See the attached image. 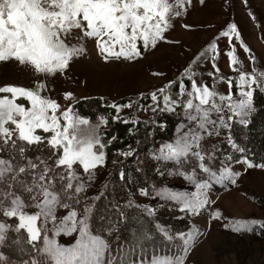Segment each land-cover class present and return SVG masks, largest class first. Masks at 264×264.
<instances>
[{"label":"rangeland","instance_id":"rangeland-1","mask_svg":"<svg viewBox=\"0 0 264 264\" xmlns=\"http://www.w3.org/2000/svg\"><path fill=\"white\" fill-rule=\"evenodd\" d=\"M169 3L173 5L174 11L170 14L171 26L165 36L172 43L158 42L155 48L144 50L141 42H138L141 57L137 59L126 61L121 57L119 60L106 62L100 54L98 44L101 41L98 38L86 36V29H72L65 43L69 46H83L85 52L74 56L68 68L63 71L40 73L32 65L20 64L14 58L0 61V88H25L37 91L42 98L57 102L60 107L55 111L49 109L48 116L58 117L61 130L68 123L63 113L71 109L74 126L69 129V135L70 138L74 137V144L79 146L89 141L94 143L97 138L102 143L101 133L106 128L110 115L108 110V114L99 115L98 119L93 120L81 114L74 107V103L80 98H107L108 101L104 102L107 108H112L113 103H131L130 108H121L119 113L116 111L115 117L118 115L119 119L132 121L135 117L155 120V111L161 106L165 108L164 96H168L170 101H176L177 104L172 105L174 111L166 112L178 120L171 138L158 140L149 150L138 155L135 165H128L132 170L129 168V172L132 173L134 166L139 167L142 178L140 182L130 179L131 186L123 189L119 201L111 190L112 186L110 187L111 176L115 174L112 168L114 165L104 163L84 172L82 165L77 162L72 169L75 172V178L71 180L73 188L63 190L69 182V170L65 166L58 167L55 163L63 151V144L59 150L48 144L55 133L36 129L34 134L41 136L42 142L29 144L18 138L16 125L9 121L4 127L15 134L9 137L0 135V159L8 160L14 166H23L26 172L18 178L23 184L17 183L11 188L7 183L0 184V193L15 194L0 195L2 207L7 210L12 207V199L19 197L24 205L22 211L26 215L40 213L41 209L35 207V204L42 203L44 197L41 195L37 201H32L30 197L35 193L30 194L24 189L26 185L39 184V176L47 166L50 169L47 173L48 180L54 182L47 190L60 201L55 206L56 227L61 226V218L69 211L75 209L80 219L82 209L85 206L92 207L88 221L89 235H100L108 243L111 254H106V264H115L120 259L119 255L121 256L127 244V236L125 233L123 235L120 224L128 217L131 219V216H135V210H140L147 216L152 224L151 238L159 242L157 248H148L143 253L146 264H151L153 255L162 260L165 257L174 259L182 254L178 247L183 243L179 234L189 232L195 236V242L189 249L185 264H264V168H248L247 165L238 163L245 157L250 160L244 151H238L228 142L231 139L235 143L231 129L234 123L239 124V117L224 107L229 103L228 100L220 101V96H227L229 93L233 100L242 98L239 97L241 76L249 80L252 77L257 79V84H244L245 91L250 88L264 91V87L259 86L264 81V0H204L203 3L200 0H169ZM175 11H179L180 15L176 16ZM233 24L236 30L224 36L222 33L229 31ZM212 46H215V51ZM116 50H119L118 46ZM157 73L162 75H155ZM190 79H194L197 85L207 84L215 93V102L222 106V113H210V118L216 124L208 125L207 131L202 133L198 150L205 157V166L216 175H220L225 166L240 173L234 184L230 181H225L223 185L216 183L210 173H204L199 167L200 161L195 156L181 158L182 164H177L175 160L164 161L156 158L160 155L162 145L175 144L181 134L177 131L178 126L189 123L183 105L193 99L189 95L193 91L189 84ZM181 81L184 86L183 94L178 87ZM161 89L164 91H160ZM66 93H71L72 97L66 99ZM152 93L157 95V102L151 100ZM140 97L143 100L134 114L133 104L138 103ZM0 100H11L26 110H31L32 107L27 97L18 94L0 92ZM121 100L126 101L120 102ZM193 102L197 104L199 101ZM192 113L195 114L194 109ZM221 114L226 127L220 123ZM14 118L22 119L15 114ZM82 118L87 123H79ZM48 122H51L50 119ZM21 147L24 148L23 154L19 151ZM93 150L97 154L100 151L105 153L104 148L101 149L98 144L94 145ZM130 150L117 152L114 159H125L123 153ZM29 160L36 168L28 165ZM181 171L189 175L195 171V182L186 180L179 174ZM61 175L66 177L64 181L60 180ZM205 182L211 187L201 190L200 194H206L210 203L195 214L181 211L183 205L180 201H172L167 196L157 194L161 190H172L185 192L191 198L197 194L196 185ZM81 184L84 185V190L75 193V188ZM141 189L147 190L148 195H142ZM69 196L72 199H68ZM77 199L79 203H76ZM63 203L70 207L64 208ZM148 209L154 210L152 215L148 214ZM216 212L220 216L214 219L213 214ZM0 222L11 226L7 233L8 239L5 244L0 245V254L5 258L0 260V264H24L33 258H43V264H55L47 253H43L42 240L37 242V248L41 249L37 253L28 242L27 230L21 229L19 233L15 231L19 223L18 217H6L0 211ZM37 227L41 229L42 237L47 235L49 239H55L63 246H72L80 238L78 230L72 235L61 232L57 236L52 230L53 221L49 218L45 225L43 214L37 221ZM45 227L49 231L45 232ZM237 227L240 231L235 230ZM169 236L172 237L171 240L168 239ZM16 240L20 243H13ZM138 258H142L141 253L125 264H136Z\"/></svg>","mask_w":264,"mask_h":264},{"label":"snow or ice","instance_id":"snow-or-ice-1","mask_svg":"<svg viewBox=\"0 0 264 264\" xmlns=\"http://www.w3.org/2000/svg\"><path fill=\"white\" fill-rule=\"evenodd\" d=\"M204 0H200L203 3ZM174 11L173 5L169 0H0V61H8L14 58L20 64H30L36 72L40 73H55L68 68L70 61L74 56L84 54L83 46H69L65 43V39L70 34L72 29L84 30V34L88 37L98 38L101 42L98 44L100 54L107 62L121 57L126 61L134 60L141 57V49L138 47V42H141L142 48L148 50L149 47L155 48L158 42L172 43L168 41L165 32L171 26L170 14ZM175 15L179 16L180 12L175 11ZM86 22V24H85ZM185 27H188L185 25ZM236 30L233 24L229 27V31L222 33L224 36L230 35ZM63 37V38H62ZM107 37V40L103 38ZM117 46L119 50L117 51ZM213 51H215V46ZM203 55V53H201ZM234 55V54H233ZM162 75V74H155ZM240 91L238 100H233V96L229 93L227 96H220V101L228 100L229 103L224 105L229 112L234 116L239 117V124L247 125L250 117L256 109L254 108V89L244 90V84H257L256 77L250 80L245 76L240 77ZM192 92L189 93L193 99H189L183 105L185 116L188 124H180L177 131L181 133L179 138L173 143H166L160 148V155L156 158L164 161L175 160L177 164H182L181 158L187 159L190 155L199 159V167L204 173H210V176L218 184H224L225 181L231 183L236 182V177L240 173H235L231 168L225 166L216 175L209 167L204 164L205 157L198 150L199 141L202 139V133L207 131L208 125H215L216 121L210 118L211 112L222 113V106L215 102V93L209 89L207 84L197 85L194 79L189 80ZM264 87V81L260 83ZM181 94L184 92L182 81L178 85ZM160 91H164L161 89ZM0 92L18 94L19 96L27 97L31 101V110H26L20 105L15 104L11 100H0V135L9 137L15 133L10 132L4 124L11 121L16 125L18 138L21 141H26L29 144L42 142V137L35 135L36 129H43L45 132H54L55 135L48 141V144L59 150L63 144L62 155L55 161L56 165L65 166L69 170L67 176L68 183L63 190L73 188L71 180L75 178V172L72 171L73 165L77 162L82 165L84 172H89L99 165L105 163V153L100 151L97 154L94 151V145L98 144L101 149L105 147L97 138L89 141L83 146L74 144V137L70 138L69 129L73 125V117L71 109L64 111L63 117L68 121L67 126L63 127L58 124V117L48 116L49 109L55 111L60 106L57 102L51 99L42 98L37 91H32L25 88L5 86L0 88ZM71 93H66L65 98L70 99ZM151 100L157 102V95L151 94ZM194 100H198L194 104ZM165 108L161 111H174L172 105L177 104L176 101H170L168 96H164ZM210 105V107H204ZM132 105H116L113 103L111 107L119 113L121 108H130ZM195 110V114L192 110ZM155 111V109H153ZM14 114L22 117L15 119ZM50 119V123L48 122ZM114 119H119L117 115ZM127 122V121H125ZM79 123H87L86 119H80ZM104 123H107L104 120ZM220 123L222 126H227L223 114L220 115ZM164 127V125H160ZM187 129L186 131H181ZM115 139V137H112ZM238 151L243 152L244 149L238 148L235 143L229 139L228 141ZM7 143V140H5ZM15 147V142H13ZM20 153H24V148L19 149ZM125 156H131V151L123 153ZM231 159V157H228ZM247 165L248 168L260 167L264 168V164L256 165L245 157L242 161H238ZM31 168H36V165L31 160L28 161ZM50 169L45 166L43 173L39 176V184L25 186V191L35 193L31 195L32 201H37L38 196H43L42 203H36L35 207L41 209L40 213L34 215H26L22 208L24 207L19 197L12 199V207L4 210L3 202L0 201V211L3 215L10 218L18 217L19 223L15 228L17 233L21 229H26L29 235V243L37 253L41 249L37 248V242L43 241V253H47L55 262V264H106V254L110 255L109 245L100 235H89V218L92 213V207L85 206L82 209V218L78 219V213L75 209L68 212L60 220V227H56L57 217L55 215V206L60 203L57 196L51 195L47 190L52 187L54 182L48 180L47 173ZM26 172L23 166H14L10 161L0 159V184L7 183L11 188L17 183L23 184L18 178ZM162 174V173H161ZM175 174V173H173ZM186 180L195 182L197 173L194 171L191 175L184 172H179ZM123 178V172L120 173ZM66 177L60 176V180L64 181ZM197 194L189 197L187 193L172 190H161L158 195L167 196L172 201H180L183 207L180 209L183 212L198 213L202 208L210 203L206 194L201 195V190L210 188L211 185L207 182L197 184ZM84 190V185L75 188V193H80ZM142 195H148L147 190L141 189ZM3 196H15L13 192L0 193ZM51 196V199H49ZM72 199V197H67ZM79 203V199L76 200ZM64 208H69L70 205L63 203ZM148 214L152 215L154 210L148 209ZM44 216V223L47 225L48 219L53 221V229L57 236L61 232H66L68 235L79 231V239H76L72 246H63L58 244L55 239H49L47 235L41 236V229L37 227V221L40 215ZM219 212L213 214V218H218ZM227 227V225H225ZM244 225H241L243 227ZM11 226L0 222V245L5 244L8 239L7 233ZM159 227V225H157ZM236 231H240L237 227ZM45 232L49 231L47 227ZM161 231H164L161 229ZM165 235L167 233L165 232ZM87 236V239L85 237ZM182 245L178 246L182 254L177 257H165L158 260L155 255L151 259V264H185L190 247L195 242V236L189 232L187 234L180 233ZM168 239H172L171 236ZM13 243L19 244L16 240ZM138 258L136 264H146V258ZM5 259L0 254V260ZM24 264H43V258L30 259Z\"/></svg>","mask_w":264,"mask_h":264},{"label":"trees","instance_id":"trees-1","mask_svg":"<svg viewBox=\"0 0 264 264\" xmlns=\"http://www.w3.org/2000/svg\"><path fill=\"white\" fill-rule=\"evenodd\" d=\"M253 99L256 111L251 115L250 122L247 125L234 123L231 135L235 143L244 149L251 161L264 164V91L256 88ZM142 100L143 97H140L138 103L133 104L132 113L136 114L137 106ZM106 101H108L107 98L85 97L76 100L74 107L81 114L93 120L98 119L99 115L108 114V110H110L107 126L101 133V141L105 145V164L114 165L112 168L115 174L111 176L110 187L112 186L111 190L119 201L120 195H123V189L131 186V180L140 182L142 178L139 167L134 166L132 173L129 172L130 167L128 165H135L138 155L145 153L158 140L171 138L174 135L178 120L170 113L161 111L164 109L162 106L155 111V120L136 117L132 121L124 118L114 119L116 110L107 108L108 106H105L104 103ZM125 101L121 100L120 102ZM160 123L164 124L163 128ZM126 149H131L133 154L126 156L121 161H116L114 159L116 153ZM121 172L124 174L123 178L120 176ZM134 215L130 217L131 219L128 217L120 224L123 235L125 233L127 236V244H125L121 256L119 255L120 259H117L115 264H125L137 254L148 251V248L155 249L159 245L157 239L151 238L152 224L147 216L140 210H135ZM117 218L120 219L119 215Z\"/></svg>","mask_w":264,"mask_h":264}]
</instances>
